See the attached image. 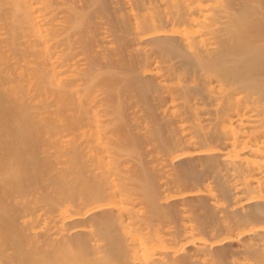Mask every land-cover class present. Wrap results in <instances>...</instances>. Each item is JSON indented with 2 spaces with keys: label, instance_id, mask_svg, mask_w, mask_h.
Returning <instances> with one entry per match:
<instances>
[{
  "label": "bare ground",
  "instance_id": "6f19581e",
  "mask_svg": "<svg viewBox=\"0 0 264 264\" xmlns=\"http://www.w3.org/2000/svg\"><path fill=\"white\" fill-rule=\"evenodd\" d=\"M1 199L0 264H264V0H0Z\"/></svg>",
  "mask_w": 264,
  "mask_h": 264
},
{
  "label": "rangeland",
  "instance_id": "374dc122",
  "mask_svg": "<svg viewBox=\"0 0 264 264\" xmlns=\"http://www.w3.org/2000/svg\"><path fill=\"white\" fill-rule=\"evenodd\" d=\"M9 191H10V190H9ZM9 191H8V193H10ZM11 192H12V191H11ZM6 194H7V193H6ZM0 205H1V206L5 205V206H3V207H5V208L8 207V203H5L2 199L0 200Z\"/></svg>",
  "mask_w": 264,
  "mask_h": 264
}]
</instances>
